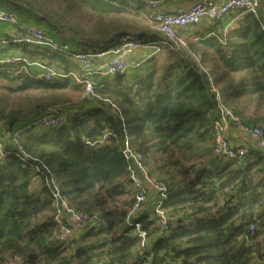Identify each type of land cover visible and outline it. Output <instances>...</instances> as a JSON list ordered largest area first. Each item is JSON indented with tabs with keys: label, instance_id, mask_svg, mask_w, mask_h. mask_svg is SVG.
<instances>
[{
	"label": "trees",
	"instance_id": "trees-1",
	"mask_svg": "<svg viewBox=\"0 0 264 264\" xmlns=\"http://www.w3.org/2000/svg\"><path fill=\"white\" fill-rule=\"evenodd\" d=\"M73 5L97 14V27L63 30L46 8L26 0H0V10L15 13L22 23L45 26L58 47L19 42L17 27L0 21V59L15 60L0 65L3 133L52 110L67 116L61 127L21 134L30 156L27 169H22L12 138L5 140L0 264L15 256L24 264H254L264 236V154L253 152L239 163L212 156L218 116L214 89L245 122L264 126L251 115L264 109V0L256 14L239 13L236 17H242L228 29L223 20L202 30V23L181 30L189 50L167 43L168 64L161 72L151 57L146 65L152 69L145 75L97 79L93 99L83 96V86L70 75L81 71L62 52L63 45L73 52L100 53L117 48L124 36L143 46L161 45L164 39L150 18L141 17L144 6L132 0H73ZM15 46L18 53L12 52ZM34 63L62 76L47 81ZM67 92L79 93L81 100L72 104ZM105 133V143L97 144ZM126 143L143 158L149 174L170 189L163 205L170 220L166 230L159 228L149 206L135 220L147 233L144 247L129 236L135 190ZM35 175L40 176L37 183ZM46 178L56 181L73 209L98 216L72 250L58 239Z\"/></svg>",
	"mask_w": 264,
	"mask_h": 264
},
{
	"label": "built area",
	"instance_id": "built-area-1",
	"mask_svg": "<svg viewBox=\"0 0 264 264\" xmlns=\"http://www.w3.org/2000/svg\"><path fill=\"white\" fill-rule=\"evenodd\" d=\"M142 4L150 12L153 29L163 37V44L173 43L177 50H189L187 39L180 33L181 30L193 28L204 21L209 23L225 20L227 17L239 13L256 14L263 0H198L189 9L179 12L167 13L163 11V5L167 0H132ZM0 21L10 23L17 27V39L29 45L46 49H57L55 41L46 34L44 28L33 23H22L13 12L0 10ZM157 44L143 46L133 40L130 36H124L120 45L100 53L73 52L68 45L61 47L62 52L68 53L79 67L81 73H71L77 83L83 86L85 98L93 99L96 95L97 79L111 76H129L131 72L139 67V63L133 58L142 51L157 49ZM159 48L157 49V51ZM71 51V52H70ZM155 54V52H154ZM15 60L0 59V65L11 64ZM41 70V78L50 81L61 77L57 71L47 65L34 63ZM217 94L218 116L213 125L212 156L223 162H242L253 152L264 154V126L245 122L224 101L222 95L214 89ZM67 122V116L58 112L50 111L38 120L17 129L12 133L4 134L0 127V160L7 157L5 140L10 136L23 162L22 169H27V161L30 156L23 148L21 134L34 129H51L61 127ZM108 134L100 139L97 144L105 143ZM124 156L136 165L129 168L130 179L135 190V201L129 211L127 223L131 228L130 237L141 240V246L146 244L147 233L143 231L142 224L135 221L148 208L150 199L155 203L153 212L158 216L159 228L166 230L169 227V217L163 209L164 202L168 199L169 185L155 177H152L145 167L141 156L129 149L128 143ZM38 170V169H37ZM39 171V170H38ZM40 180L39 175L33 177V183ZM46 184L51 190L55 222L58 227V239L64 247L72 250L74 242L85 231L95 226L98 220L96 214L78 212L61 196L56 181L46 178ZM5 264H24L22 257L15 256Z\"/></svg>",
	"mask_w": 264,
	"mask_h": 264
},
{
	"label": "rangeland",
	"instance_id": "rangeland-1",
	"mask_svg": "<svg viewBox=\"0 0 264 264\" xmlns=\"http://www.w3.org/2000/svg\"><path fill=\"white\" fill-rule=\"evenodd\" d=\"M26 1H29L30 3H32L37 9H40V10H43L44 8L48 9L50 13L54 14L55 19L61 23V26H62L61 28L63 30L71 31L70 29H74V30L80 31V29L90 30V29H95L97 27V19H99L97 14L93 12L89 13L86 10L81 11L79 8H76L73 5V0H26ZM149 12L150 11L146 7H143L141 10V17H143L144 19L146 18L149 19L150 18ZM237 15H234V16H237ZM241 17L242 16H238V19ZM204 22L209 23L208 21H204ZM40 26L42 28L44 27L45 30H47L45 26L43 25H40ZM153 30L156 31L155 29ZM187 38L189 41L192 42L191 40L192 35H189ZM168 44L157 45V47L159 48L158 51H157L158 48L147 51L148 52L147 56H149L150 59L151 57L155 58V62L157 65L156 68L158 69L159 72H161L166 66V59H167V54H168L167 52ZM12 50H13L12 51L13 53H18V48L16 46L12 48ZM206 59H207L206 66L208 69H210L211 68V55H207ZM49 62L50 60L46 59L45 63L49 64ZM151 69H152L151 64L145 65L144 67H141L140 70L138 69L139 72H137L133 77L135 78L137 75H140V73L142 75H145L149 73ZM67 93H68V96L72 104H77L79 100H81V95L79 93H70V92H67ZM254 119L259 122L264 123V109H261L257 113H255V115L253 116V120ZM257 125H261V124H257ZM21 128L22 127H19L17 129H21ZM148 205H149V209L153 211L155 203L151 199ZM261 241H262V245L260 247L259 253L255 256V259L253 262L254 264H264V236L262 237Z\"/></svg>",
	"mask_w": 264,
	"mask_h": 264
},
{
	"label": "crops",
	"instance_id": "crops-1",
	"mask_svg": "<svg viewBox=\"0 0 264 264\" xmlns=\"http://www.w3.org/2000/svg\"><path fill=\"white\" fill-rule=\"evenodd\" d=\"M197 1L198 0H167L165 4L163 5V11L167 13L184 11V10L189 9ZM219 1L222 2L225 0H219ZM237 20H238V17L234 15L227 17V19H225L223 23L224 28L228 29L232 26H235ZM206 25H209V23H206V22L202 23V25L199 26V29L200 30L204 29ZM147 53H148L147 51H142L141 53H138L137 55L134 56L133 61L139 63L140 67H138L137 70H134V72L130 74V76L128 77H132L131 75H135L137 72H139L138 69L140 70L141 67H144L146 65L147 58L149 59V56H147ZM167 64L168 63L166 62V65ZM74 72L76 73L78 71L75 70ZM253 114H255V112H253L252 110L251 115Z\"/></svg>",
	"mask_w": 264,
	"mask_h": 264
},
{
	"label": "water",
	"instance_id": "water-1",
	"mask_svg": "<svg viewBox=\"0 0 264 264\" xmlns=\"http://www.w3.org/2000/svg\"><path fill=\"white\" fill-rule=\"evenodd\" d=\"M131 164L135 167V169H136V165H135V163H134V160H131Z\"/></svg>",
	"mask_w": 264,
	"mask_h": 264
}]
</instances>
